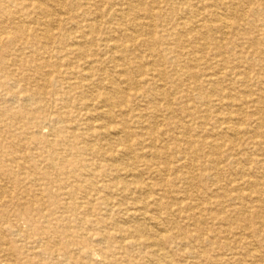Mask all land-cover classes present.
Segmentation results:
<instances>
[{"label": "bare ground", "instance_id": "bare-ground-1", "mask_svg": "<svg viewBox=\"0 0 264 264\" xmlns=\"http://www.w3.org/2000/svg\"><path fill=\"white\" fill-rule=\"evenodd\" d=\"M177 245L264 264V0H0V264Z\"/></svg>", "mask_w": 264, "mask_h": 264}, {"label": "rangeland", "instance_id": "rangeland-1", "mask_svg": "<svg viewBox=\"0 0 264 264\" xmlns=\"http://www.w3.org/2000/svg\"><path fill=\"white\" fill-rule=\"evenodd\" d=\"M44 131H47V129H44ZM255 170H257L256 168H255ZM122 220V219H121ZM211 226H213V221H211V220H208V224H207V227L208 228H210ZM214 242H218V241H216V240H214ZM168 246H170L169 244H168ZM185 248H187L186 246H178L177 245V247L176 248H174L173 249V255H172V260H177L178 262H180V263H184L185 261L186 262H188V264L190 263V264H193V263H191V262H193L194 260L192 259V258H185V259H180L179 258V256H178V254H179V252L181 253V251L182 250H185ZM189 248V247H188ZM96 257V258H95ZM94 258H95V260H98L99 258H100V256H95ZM137 261V264H145V262H146V259H140L139 261L138 260H136ZM1 264H6L5 262H3V263H1Z\"/></svg>", "mask_w": 264, "mask_h": 264}]
</instances>
